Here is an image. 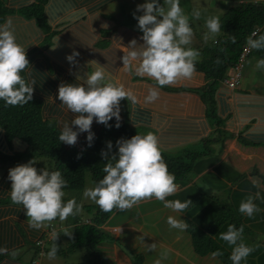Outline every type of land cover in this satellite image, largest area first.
I'll return each instance as SVG.
<instances>
[{
  "label": "trees",
  "instance_id": "1",
  "mask_svg": "<svg viewBox=\"0 0 264 264\" xmlns=\"http://www.w3.org/2000/svg\"><path fill=\"white\" fill-rule=\"evenodd\" d=\"M47 1L33 0L29 5L10 9L5 6L4 0H0V23L3 22L6 14L17 13L26 19H33L37 27L44 33L41 43L26 52L30 67L22 73V76L27 80H35L36 82L32 100L24 106H5L4 101L0 100V128L3 132L4 141L11 147L12 140L16 138L26 145L24 150L13 151L12 153L0 151V167H6L3 168L4 172L0 177V206H15V208L11 207L10 211L18 216L23 214L24 208L22 205L12 204L10 194L7 195V191H11V181L8 179V174L13 165L35 159L37 160L35 167L38 169L47 167L50 171H61L68 181V186L64 191L75 190L80 192L84 186L85 175L89 174L95 184L105 175L103 168L108 161L102 157V150L107 151L108 157L111 158L113 154L118 153L116 144L118 139L131 138L137 133H147L143 125L135 126V123L131 122L129 111L126 109L128 100L124 98L122 102L125 103V107L124 110L121 109L122 119L119 128L114 126L115 118L109 122L113 125L112 127H106L94 119L92 131L95 133V138L91 147L88 146L87 133H80L75 145L60 142L58 137L62 124L66 121L70 122L76 115L70 111L67 113L57 98L61 84L80 82L78 77H83L85 73L93 70L91 64L88 67L89 62L92 61V63L104 64L108 73L124 83L125 86H130L135 81L147 83L148 86L151 85L152 87L156 86L154 80L137 76L134 71L120 72L123 70L120 59L123 56V51L116 50L114 42L127 46L131 40L136 39L138 44H142V31L140 29H136L133 24L117 20L115 14H102L95 16L96 18L90 21L92 23L90 26L86 22L87 18H81L80 21L66 25L62 30H53L48 24L45 13ZM122 11L123 8L117 14L120 15ZM124 13L126 15V12ZM131 13L138 27L135 16L143 13ZM263 23L264 0H240L237 5L226 8L220 22L221 31L215 34L212 40L187 46L200 53L196 63V72L200 74V79L203 78V84L191 87L177 82V86L176 84L164 86L159 89V99L161 96L163 97L165 92L175 94L184 91L194 92L206 106L207 115L211 117L212 124L220 125L222 120L216 114L215 91L221 78L237 63L242 47L250 37L252 30L258 26V35L264 34ZM73 50L78 51L80 55L76 57L75 63L70 64L66 57ZM252 51L259 60L264 58V50L252 49ZM167 99L168 104L178 100L171 96H168ZM175 108L177 109L178 105H175ZM72 127L76 130V126L72 125ZM221 134L222 132L214 138H203L206 151L191 149L185 151L184 154L181 152L171 156L162 150L169 171L175 174V182L179 183L177 193L167 199L175 200V197L186 194L193 197V194L198 192L199 183L195 182L194 186L191 184L188 187L185 185L191 181L192 178L190 177L194 173L204 168L201 158L203 155L213 154L214 147L210 143L219 140L222 142L224 135ZM240 139L243 140L241 137ZM108 141H111L113 145L111 151L107 149ZM186 155L187 157H185ZM208 159L210 161L215 160L214 157ZM200 190L197 194L201 196ZM201 201L208 203L207 206L197 213H195L196 208H192L185 217V221L188 223L186 231L190 235L192 249L199 256L212 255L213 252L220 251L222 255L216 258L222 264H232L229 258L232 248L227 242L220 239V233L227 231L229 225H235L239 228L243 225L241 218L232 211L230 213L222 206L220 207V205L211 206L205 199ZM81 208L86 212V218H81L82 215H75L69 216L63 222L58 219L52 222L58 225L59 230L61 229L59 226H64L66 232L71 234L68 235L69 245L63 246L59 237L56 241L51 238L46 246L37 244L36 241L43 238L46 233L41 231L40 234L38 233V238L30 244L34 246L36 255L48 253L51 247L57 244L59 247L57 255L67 256L71 252L83 249L82 254L87 257V264H107L96 245L100 242L107 243L113 240V237L103 230L102 225L114 210L103 212L97 204H82ZM243 227L244 231H247L246 226L243 225ZM5 229L10 234L9 231L11 230L6 228V224L2 226L0 232L4 233ZM5 238L7 236L5 234L2 236L0 233V244L5 242ZM245 242L247 245L249 243L255 245L252 246L255 251L248 256L246 264H255L256 261L257 264H264V244H259L255 239H245ZM2 256L0 255V260L3 258ZM257 256L258 258L255 260ZM33 260L35 259L33 258ZM133 263L140 264L138 261Z\"/></svg>",
  "mask_w": 264,
  "mask_h": 264
},
{
  "label": "clouds",
  "instance_id": "2",
  "mask_svg": "<svg viewBox=\"0 0 264 264\" xmlns=\"http://www.w3.org/2000/svg\"><path fill=\"white\" fill-rule=\"evenodd\" d=\"M137 11L143 13L139 16L134 14L138 28L142 31L143 43L138 44L137 40L133 39L127 46L114 42V47L123 51L120 59L124 70L134 71L137 76L155 81L156 86L149 87L145 97L147 103H153L159 99L160 88L193 77L200 53L187 47L191 44L194 33L189 14L181 7V0H145L137 6ZM191 17L200 19L201 12L194 10ZM206 27L209 33L218 34L221 31L219 17L207 18ZM258 29L257 26L252 30L254 32H251L244 43L240 55L246 44L250 48L249 52L242 60L239 55L237 63L221 78L220 84L231 90L240 86L242 68L246 65L247 58L253 54L252 49L264 50V34L258 35ZM26 48L18 42L10 18L0 23V100L4 101L5 106H24L33 98L36 82L22 76L30 67ZM79 55L78 51L73 50L66 58L71 64L76 62ZM90 64L93 70L85 73L83 77H78L80 82L63 83L58 89L57 98L60 104L67 113L70 111L76 114L70 122L62 124L58 137L60 142L68 145H75L78 135L87 133L86 139L91 147L95 138L92 131L94 119L97 123L112 127L109 122L115 118L114 126L119 128L122 119L120 101L126 98L133 103L138 102L135 93L124 83L113 78L104 64L91 61L88 67ZM236 66H239V82L230 88L223 79L230 77ZM256 67L264 69V58L257 61ZM72 125L76 126V130ZM116 144L118 153L113 154L111 158L108 157L107 151L102 150V157L108 161L103 168L105 175L94 187L86 189L84 196L94 201L103 212H112L114 209L124 211L142 200L155 198L161 201L166 209L179 214L167 217L170 228L185 231L188 223L181 219V216L192 201L167 199L177 193L178 185L175 182V174L169 171L163 158L156 134L137 133L131 138L118 139ZM112 147V142L108 141V151H111ZM36 162L35 159L29 160L9 169L8 179L11 181L12 204L22 205L30 228L40 229L46 222L57 218L63 221L76 215L81 205L75 198L64 199V189L68 186V181L61 171H50L47 167L38 169L35 167ZM257 199L264 201V196L257 192L255 196L249 195L242 200L239 205L240 213L249 218L253 217L260 211L255 203ZM47 229L45 236L39 239L42 241L41 245L51 239L52 228ZM243 232V225L239 228L229 225L227 231L220 233V239L232 246L229 257L232 264H246L248 256L255 251L254 247L243 242ZM65 234L71 235L67 232ZM52 238L56 241L58 234L53 233ZM7 252L6 247L0 246V255ZM58 252L59 247L54 244L47 253L48 258L55 259ZM221 255L220 251L212 253L213 258Z\"/></svg>",
  "mask_w": 264,
  "mask_h": 264
},
{
  "label": "crops",
  "instance_id": "3",
  "mask_svg": "<svg viewBox=\"0 0 264 264\" xmlns=\"http://www.w3.org/2000/svg\"><path fill=\"white\" fill-rule=\"evenodd\" d=\"M32 1L4 0V4L7 8L17 9L29 5ZM112 2H116L114 14H117L122 9V6L118 5L122 3L120 0H48L45 13L48 24L53 30H62L66 25L80 21L81 18H87L86 22L90 26L92 25L90 21L97 16L112 12L114 9ZM109 4L111 8L106 9ZM9 18L13 21L18 42L27 47L26 52L41 43L44 33L33 19H26L17 13H9L5 15L3 22ZM258 60V58L251 59L247 64V70L242 74L239 87L233 90L222 84L217 87L216 114L222 120L220 125L212 124L206 106L194 92L184 91L176 94L165 92L160 99L147 103L145 97L151 85L135 81L126 87L128 86L127 88L135 93L138 101L133 103L129 100L127 108L132 109L135 114H140L137 117L131 114L130 120L133 119L131 122L135 123V118L143 122V126L152 129L158 137L161 149L165 152L205 150L203 138L218 137L222 132L223 141L210 143L214 147L213 154L203 155L201 159L204 168L194 173L185 187L197 183L202 177L208 176L211 180L217 178L219 188L214 191L226 192L224 198L219 200L218 196L208 195L206 192L205 201L211 206L220 205L230 213L236 212L247 228V231L243 232V241L255 239L259 244H264V201L259 199L255 201L260 211L251 218L239 211L241 201L249 195L255 196L260 192L264 196V69H257ZM123 71L125 70L120 72ZM199 75L195 72L191 79L180 80L178 84L200 86L203 84V78L200 79ZM168 96L178 100L168 104ZM173 104L178 105V108L176 109ZM17 147L20 148L18 150H24L26 145L14 138L9 147L4 141L0 128V151L12 153L17 151ZM8 149L9 151H6ZM209 157H214L215 160L210 161ZM198 186L202 185L198 184ZM199 190L193 194V197L187 194L175 197L181 201L185 199L192 201L181 219L185 220L190 209L196 208L195 213H197L207 206L208 203L199 200L200 195L197 194ZM8 194L10 191H7ZM234 196H238V202L233 200ZM226 200L229 202H225ZM11 207L15 208L9 205L0 206V230L4 224L11 230L10 234L6 229L4 233L0 232L2 236L4 234L7 236L0 246L8 249L7 254L2 256L0 264H35L32 263L33 258L38 264H87L84 255H81V259L78 256H70L74 252L67 256L57 255L52 260L48 258L46 252L36 255L34 246L30 244L38 238L39 232L46 231L48 227L52 228L50 238L53 233H57L62 245L66 247L69 245L66 229L64 226H59L62 229L59 230L52 221L46 222L40 229L30 228L25 210L18 216L10 211ZM169 215L179 214L166 209L163 203L155 198L142 200L131 209L124 211L114 209L102 225L103 230L112 236L113 240L97 243L96 247L107 264H134L135 261L140 264H157L158 261L159 264H222L211 254L197 255L192 249L191 238L187 231L170 228L167 223ZM49 240L44 241L45 246ZM249 246L255 245L249 243Z\"/></svg>",
  "mask_w": 264,
  "mask_h": 264
},
{
  "label": "rangeland",
  "instance_id": "4",
  "mask_svg": "<svg viewBox=\"0 0 264 264\" xmlns=\"http://www.w3.org/2000/svg\"><path fill=\"white\" fill-rule=\"evenodd\" d=\"M120 1H122V3H119L118 5L122 6L123 11L120 13V15L119 14H115L114 15L115 18L117 20H121V21L126 22L128 24H133V26L136 29H139L137 27V24L135 23L136 20H134L133 14L131 12H134L135 14H141L142 11H137V6L140 5V4H143L145 2V0H120ZM239 1L240 0H227V2H226V0H181V7L184 9V11L187 14H189L190 23H191V26L193 28L194 35L192 37L191 44H195V43L198 44V43H201L202 41L203 42H207L209 40H212V38L215 37V36L208 32V29L206 27L207 18L219 17V21L221 22L222 17H223L224 12H225V9L230 7V6L237 5V3ZM111 4H113V8L114 9H112V12L109 13V14L113 15L114 13H116V12H114V11H116V6H115L116 2H112ZM111 4L107 5L106 9H110L111 8ZM194 10H199L201 12L200 19H194V18L191 17V14H192V12ZM124 12H126V15H125ZM205 37H207V38H205ZM251 59L252 60L253 59H257V57L254 54H251L247 58L248 62L242 68V74L244 72H246L247 66H248L247 64H249L251 62ZM124 107H125V103H123L122 100H121L120 101V108L122 110H124ZM126 109H129V108L126 107ZM129 111H130L129 116L131 114L134 116V114H135L134 111L132 109H129ZM138 115H140V114L136 113L135 117H137ZM132 120L133 119L131 118V121ZM134 121H135V125H139V126L143 125V122H139L138 120H135V118H134ZM144 129L147 130V133L148 132H153L152 129L147 128L145 126H144ZM144 129H143V131L146 132ZM18 149H20V148L17 147V150ZM6 151H9V149L6 150ZM10 152H12V151H10ZM181 152H182V154H184V150H182ZM166 153L171 155V156H174L175 154L179 153V151L178 150H172V151H167ZM185 157H187V155ZM23 163H27V161H24ZM15 166L16 165H13V167H15ZM3 168H6V167H3ZM3 168L0 167V176L4 172ZM198 183L200 185H202V186H199V188H198V189H201V196H200L201 200L206 198V196H207L206 192L208 193V195L214 194V195L218 196L220 198L219 200H222L224 198V194H226V192L223 193V192H220V191L219 192L214 191L216 188H219V185H217V183H218L217 178L211 180L210 178H208V176L207 177H202L200 181L198 180L197 184ZM94 186H95V183L93 182V180L91 179L89 174H87V175H85L83 189L80 192L79 191L77 192L75 190H67V191H65L66 196H65L64 199L68 200V199L75 198L77 203L80 204L81 206H82V204H96L90 198L84 196L85 190L88 189V188L94 187ZM237 199H238V196H234L233 197V200H235L236 202H238ZM225 202L228 203L229 200H226ZM235 214H236V212H235ZM77 215H80V216L82 215L81 218H86L85 215H87V214L83 210V208H80V211L76 214V216ZM57 219L60 220L59 218H57ZM60 225H64V224H60ZM56 227L58 228V225H56ZM243 242H245V241H243ZM82 252H83V249H80L79 251H76V252L72 253L70 256H78L81 259L82 256H83ZM257 258H258V256L256 257L255 260H257ZM255 264H257V261L255 262Z\"/></svg>",
  "mask_w": 264,
  "mask_h": 264
},
{
  "label": "built area",
  "instance_id": "5",
  "mask_svg": "<svg viewBox=\"0 0 264 264\" xmlns=\"http://www.w3.org/2000/svg\"><path fill=\"white\" fill-rule=\"evenodd\" d=\"M253 32H254V31H253ZM253 32H252V33H253ZM249 50H250V48H249L248 45L246 44V45L244 46V48H243V51H242L241 55H240V59H241V60H242V59L244 58V56L249 52ZM238 68H239V66H236V67H235V72H234L230 77H225V78L223 79L224 83H225L228 87H230V88L235 87V86L238 84V82H239V75H240V73H239V71H238ZM36 243H37V244H41L42 241H41V240H37ZM39 254H41V253H39ZM33 263L38 264L36 259L33 260Z\"/></svg>",
  "mask_w": 264,
  "mask_h": 264
}]
</instances>
